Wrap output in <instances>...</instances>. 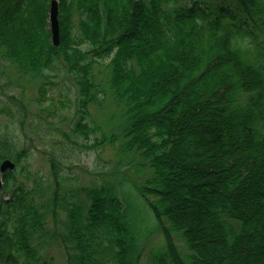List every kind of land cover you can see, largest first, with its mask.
<instances>
[{"label": "trees", "instance_id": "1", "mask_svg": "<svg viewBox=\"0 0 264 264\" xmlns=\"http://www.w3.org/2000/svg\"><path fill=\"white\" fill-rule=\"evenodd\" d=\"M57 1L59 44L53 46L48 24L51 0H0V61L18 80L37 83L41 113L34 116L39 121L29 120L22 101L15 107L0 96V117L8 120L0 123V164L4 160L15 164L3 175L2 191L9 196H0V264H54L41 251L44 239L59 242L66 264H139L141 252L131 214L117 195L119 185L105 181L69 188L68 178L60 172L68 158L66 148L113 146L118 139L112 132L93 146L77 143L78 139L86 143L98 131L88 108L104 95L92 70L105 60L110 66L107 87L124 105L126 117L118 152L137 156L140 160H132L131 166L148 171L136 190L164 238L151 264H260L264 0ZM129 24L137 25L140 35L118 38ZM214 50L243 71L238 81L224 82L209 92L208 82L200 76H212L211 66L218 58ZM64 69L77 89V110L66 130L58 125L64 120L53 122L57 112L41 106L58 85L50 81L49 73ZM27 128L41 132L42 146L52 147L43 152L51 182L38 176L29 180L26 164L32 146H21ZM200 129L212 134L207 140L221 160L200 169L210 175L208 180L180 185L179 190L189 192L196 202L198 196H206L203 206L186 216L170 202L176 184L192 171L193 162L182 150L186 137ZM54 133L57 139L51 138ZM179 193V200H185ZM81 194L85 199L79 198ZM49 215L54 223L60 220V228H48ZM192 219L209 224L215 237H202Z\"/></svg>", "mask_w": 264, "mask_h": 264}, {"label": "rangeland", "instance_id": "2", "mask_svg": "<svg viewBox=\"0 0 264 264\" xmlns=\"http://www.w3.org/2000/svg\"><path fill=\"white\" fill-rule=\"evenodd\" d=\"M74 20H76V16H74ZM129 25L128 29L118 34V38L123 39L125 37L140 35V28L137 25ZM212 52H216L218 56L215 65L213 64V66H211L213 68L212 76H200L202 81L208 82L206 83L205 90L209 92L213 91L214 88L221 87L224 82L231 85L238 81V77L243 71L242 67L238 66L233 59L224 55L221 51L219 54V50L218 52L216 50ZM108 62V60L100 61L92 70L95 82L101 87V90L104 93V95L102 93L99 95V103L93 104L88 108L90 120L98 128V131L95 133L93 132L86 143L80 139H78L77 143L93 146L96 139H100L103 135L109 136L112 132L118 139L114 142L113 146L105 144L85 150L79 146H74L73 150L66 148L68 158L62 162L64 169L60 172L68 178L66 186L69 188L75 189L91 185H101V183L105 181L119 185L117 187V195L124 202V205L128 208L129 213L131 214L132 231L136 236V243L141 252L139 264H151L153 254L159 252L164 246V238L161 231L155 226L156 222L153 213L141 197L138 196L136 190V185L142 181L148 171L136 170L131 166L133 163L130 164L129 162L132 160H140L137 156H132L131 154L120 156V153L118 152V148L122 142L121 138L118 136H120V132L126 125V117L123 115L124 105L118 103L111 96L106 84L110 75V66H108ZM11 71L12 70L9 66L0 61V96L3 98L1 99L15 107L17 101H22L28 111L27 119H34L37 121L38 119L34 118V116L37 114L41 116V113L37 112V109L39 108L36 103V99L38 98L37 83L29 82L27 81L28 79L18 80L16 76L12 75ZM186 73H188V71H186ZM46 74L48 73L46 72ZM49 76H51L50 81L55 82L58 85L53 87L52 91H49L46 100L43 101L41 106L42 108L46 107L51 111L57 112L58 117L54 118L53 122L58 124L59 121L64 120L63 123H59L58 125L66 130L69 126L68 121L72 120V117L77 110L75 103L77 89L72 81V76L67 73L65 69L63 71L51 72L49 73ZM181 83L180 80V84ZM21 91L22 94L20 95ZM198 95H200V91H198ZM163 100L161 103L164 104ZM5 122H8V120L0 117V123ZM201 130L202 129L198 130L196 133H190L186 137V145L182 147V150L185 151L184 154H189V159L193 162L191 167L192 171H187V174L184 177H181L176 184L177 189L175 188L173 201L170 202L174 209L177 208L179 211L181 210L185 212L186 216H190L189 214L193 211L194 207H202L206 196L198 194L200 195L198 196L199 201L196 202L189 192H185L184 189L179 190L180 185H184L188 182L189 185L192 186L198 181L208 180L210 175L203 173L200 169H203V166L208 165L209 162H212L213 164L216 159L221 160L213 155L212 152L214 151V147L207 140L212 134L208 133V129ZM40 134L41 132L31 130L30 128L25 129L24 133H22L23 141L21 146H32V156L28 159L26 164V167H28L31 172L28 176L30 178L29 180H32L35 176L47 178L50 172L46 156L43 152H51L52 147L42 146V136H40ZM53 137L54 139H57L59 136L57 133H54L51 138ZM107 162H111V164H107ZM119 162H121L120 165ZM126 164L130 166H127ZM48 179L50 182L52 181L49 177ZM0 181L2 182L0 196L7 199L9 195L2 191L5 181L1 174ZM176 191L181 193H179L180 197L184 195L186 199L179 200L177 195L178 192ZM79 198L85 199L82 194ZM195 199H197V197H195ZM59 218L60 220H63L64 213L60 212ZM60 220L57 222L60 223ZM47 221L48 228L51 231L55 230L56 227L60 228L59 223H54L50 215L47 218ZM192 225L199 228L201 227L202 237L205 239L210 240L211 237H215V233L211 230V226L205 221H202V219L198 222H195L192 219ZM177 240L180 250L185 253L187 250L185 249L184 244L179 239ZM41 248L43 253H47V255L52 257L54 264H66L65 251L59 242L51 239H44ZM218 258H220V255H218L217 258L215 257V262ZM258 262L264 264V253L260 254V260Z\"/></svg>", "mask_w": 264, "mask_h": 264}, {"label": "water", "instance_id": "3", "mask_svg": "<svg viewBox=\"0 0 264 264\" xmlns=\"http://www.w3.org/2000/svg\"><path fill=\"white\" fill-rule=\"evenodd\" d=\"M58 1L51 0L49 14H48V22H49V29L51 32V41L53 46H57L59 44V21H58ZM14 163L10 160H5L0 165V173L4 174L8 170L14 169ZM1 187V181H0Z\"/></svg>", "mask_w": 264, "mask_h": 264}, {"label": "bare ground", "instance_id": "4", "mask_svg": "<svg viewBox=\"0 0 264 264\" xmlns=\"http://www.w3.org/2000/svg\"><path fill=\"white\" fill-rule=\"evenodd\" d=\"M170 103H171V101L168 102V104H170Z\"/></svg>", "mask_w": 264, "mask_h": 264}]
</instances>
